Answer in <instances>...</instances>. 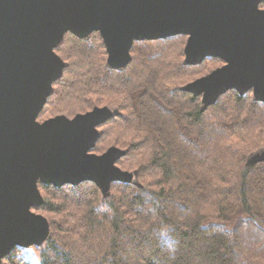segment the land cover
<instances>
[{"label":"trees","instance_id":"obj_1","mask_svg":"<svg viewBox=\"0 0 264 264\" xmlns=\"http://www.w3.org/2000/svg\"><path fill=\"white\" fill-rule=\"evenodd\" d=\"M264 8V2L260 4ZM187 36L135 41L122 69L108 65L99 31L71 32L55 51L63 75L38 120L117 108L91 150L116 146L138 183L39 182L50 236L16 246L1 264H264V102L231 89L202 108L184 87L225 62H185Z\"/></svg>","mask_w":264,"mask_h":264},{"label":"water","instance_id":"obj_2","mask_svg":"<svg viewBox=\"0 0 264 264\" xmlns=\"http://www.w3.org/2000/svg\"><path fill=\"white\" fill-rule=\"evenodd\" d=\"M264 0H0V264L16 246L41 245L48 219L32 211L44 203L39 182L54 187L94 182L107 196L111 184L136 173L117 161L116 146L91 150L99 126L114 117L109 107L38 116L67 65L55 51L71 32L99 31L108 65L124 68L135 41L186 35L185 62L207 57L225 64L184 88L202 96V108L235 89L264 102ZM255 161H264V151Z\"/></svg>","mask_w":264,"mask_h":264},{"label":"rangeland","instance_id":"obj_3","mask_svg":"<svg viewBox=\"0 0 264 264\" xmlns=\"http://www.w3.org/2000/svg\"><path fill=\"white\" fill-rule=\"evenodd\" d=\"M264 9V8H263ZM225 64V63H224ZM224 64H222V65H224ZM221 65V66H222ZM221 66H219V67H221ZM218 68V67H217ZM216 69V68H215ZM208 74V73H207ZM115 113H117L118 114V109L117 108H111ZM65 115V114H64ZM51 118V117H50ZM48 119V118H47ZM40 122H42L41 120H39ZM44 121V120H43ZM100 131H101V133H102V129L100 128ZM262 151H264V148H260V149H258V150H256V151H254V152H252V153H250L249 154V156L247 157V162L248 161H255V160H257L260 156H262V155H260V152H262ZM131 172H134V173H136L135 171H131ZM132 183H138V179H137V174L135 175V178H134V181L132 182ZM32 211H33V209H32ZM35 212V211H34ZM42 214V213H41Z\"/></svg>","mask_w":264,"mask_h":264}]
</instances>
